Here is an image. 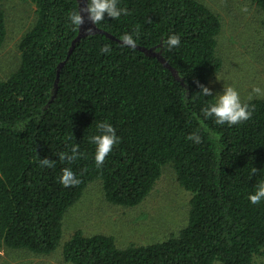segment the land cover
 <instances>
[{"label": "trees", "instance_id": "trees-1", "mask_svg": "<svg viewBox=\"0 0 264 264\" xmlns=\"http://www.w3.org/2000/svg\"><path fill=\"white\" fill-rule=\"evenodd\" d=\"M36 20L20 41L21 61L0 81V252L3 246L50 254L64 237L66 213L87 185L101 180L107 199L135 206L154 189L166 165L192 193L187 225L146 244H118L107 234L78 230L63 247L72 264H256L264 252V201L248 199L264 182V98L250 120L217 125L202 109L223 60L218 53L220 16L201 0H118L129 15L105 17L76 42L80 27L69 13L79 0H31ZM264 9V0H254ZM0 0V49L7 18ZM151 20V22H149ZM139 30V36L136 32ZM131 34L137 47L122 46ZM179 47L165 48L169 35ZM111 53H101L103 45ZM162 51L169 65L150 53ZM178 72V76L173 70ZM210 88V87H209ZM108 122L121 138L104 165L95 164L90 137ZM198 132L202 142L187 139ZM82 154L61 162L73 145ZM49 158L54 168L39 165ZM70 167L81 183L64 187ZM253 168L259 169L253 174Z\"/></svg>", "mask_w": 264, "mask_h": 264}, {"label": "rangeland", "instance_id": "rangeland-1", "mask_svg": "<svg viewBox=\"0 0 264 264\" xmlns=\"http://www.w3.org/2000/svg\"><path fill=\"white\" fill-rule=\"evenodd\" d=\"M221 18L218 53L222 68L209 81L218 95L233 86L242 102L264 98L252 94L254 87L264 90V9L254 0H201ZM7 18V38L0 49V81L20 65V41L36 20V5L31 0H3ZM247 5L249 11L242 12ZM250 94L251 98H250ZM192 193L178 180L172 164L164 167L154 189L138 205L110 202L101 180L90 182L81 198L71 206L64 219V237L50 254L3 246L0 264H72L64 257V244L76 231L86 235H112L121 246L164 240L179 233L188 223ZM264 264V252L256 256Z\"/></svg>", "mask_w": 264, "mask_h": 264}, {"label": "clouds", "instance_id": "clouds-1", "mask_svg": "<svg viewBox=\"0 0 264 264\" xmlns=\"http://www.w3.org/2000/svg\"><path fill=\"white\" fill-rule=\"evenodd\" d=\"M242 12H248V6L245 5L241 9ZM129 10L118 6V0H83V4L79 11L69 13V21L71 25L80 27L89 21L93 25H99L105 17L111 19H119L121 15H129ZM151 22V20H149ZM87 32H92L93 28L86 29ZM139 36V30L136 32V37ZM122 46L135 49L137 47L136 39L131 34L125 33L121 37ZM165 48L172 50L177 48L181 44V38L177 34H172L163 41ZM101 53H111L112 49L110 45H103L101 47ZM200 88V92L204 96H212V89L208 86L196 82ZM252 94L259 97H264V90L259 87L252 89ZM250 94V98L251 95ZM255 106H249L247 103H243L239 92L233 86H225L223 93L218 95L215 103H212L204 107L201 111L205 118H213L217 125L234 126L242 124L250 120L253 116ZM98 134L91 136L90 143L95 145V164L97 168H101L108 155L112 152L113 148L120 143L121 138L117 135L116 129L108 122H100L97 125ZM187 139L193 141L196 144L202 142V137L198 132H193L187 136ZM82 154L79 152V145H73L71 147L70 154L67 152L59 153V160L61 162L73 163ZM39 165L45 168H54L55 162L47 157L39 160ZM259 171L257 168H253V174ZM59 182L64 187H73L81 183L76 174L70 167L62 169V174L59 177ZM249 201L253 205H258L264 201V182L257 185L256 191L250 193L248 196Z\"/></svg>", "mask_w": 264, "mask_h": 264}, {"label": "water", "instance_id": "water-1", "mask_svg": "<svg viewBox=\"0 0 264 264\" xmlns=\"http://www.w3.org/2000/svg\"><path fill=\"white\" fill-rule=\"evenodd\" d=\"M79 2H80V8H81V6H82V4H83V0H79ZM89 27H92V28H93V31H92V32L101 31V29H99L97 25H93V24H91V23H90L89 21H87V19H86V23L82 26V28H80L79 34L77 35V37H76L75 40L73 41V46H72L70 52L73 51V49H74V47H75L77 41L81 40L83 37H85L86 35L89 34V32L86 31V29L89 28ZM92 32H90V33H92ZM147 51H149L150 53H153V54L157 55V56L160 58L161 61H163L167 66H169L170 68H172V67L169 65V63L166 61V59L164 58V56H163V54H162V51H158V52H153L152 50H147ZM173 70L175 71V73H176L177 76H178V72H177L175 69H173Z\"/></svg>", "mask_w": 264, "mask_h": 264}]
</instances>
